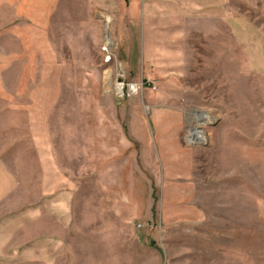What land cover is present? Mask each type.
<instances>
[{
	"label": "rangeland",
	"instance_id": "1",
	"mask_svg": "<svg viewBox=\"0 0 264 264\" xmlns=\"http://www.w3.org/2000/svg\"><path fill=\"white\" fill-rule=\"evenodd\" d=\"M162 1L61 0L51 19L63 81L43 124L70 218L66 252L54 264H264V0ZM23 20L0 1V33ZM0 38L21 50L14 36ZM21 70L16 64L9 75L13 90ZM119 79L138 91L120 96ZM159 106L178 113H155ZM0 116V148L15 182L0 218L34 208L32 224L16 232V242H26L45 233L40 207L53 202L46 191L59 177L42 160V125L32 137L24 111ZM155 121L180 122L182 144L193 149L189 172L172 182L181 192L165 194L177 197L165 202L167 219L162 178L105 176L111 148L123 144L119 124ZM192 127H200L199 145ZM136 132L127 130L129 141ZM147 132L142 159L151 164L157 155Z\"/></svg>",
	"mask_w": 264,
	"mask_h": 264
},
{
	"label": "crops",
	"instance_id": "2",
	"mask_svg": "<svg viewBox=\"0 0 264 264\" xmlns=\"http://www.w3.org/2000/svg\"><path fill=\"white\" fill-rule=\"evenodd\" d=\"M8 3L10 6L15 5L17 17L26 19L25 25L16 24L9 26L4 32L0 33V37L12 35L21 43L19 52L7 49L0 42V115L5 112H22L27 113L31 123L29 125L32 137L34 135L35 124L42 125V141L41 145L47 149L42 152V160L47 165V170L57 172L59 183L47 189V194L54 195L53 202L48 198L42 204L40 209L47 215V227L45 233L41 236L24 239L26 242H16V232L21 230L24 225L32 224L34 208L22 211L18 216H8L0 218V264H22L42 261L43 264L55 263L60 256L66 252V227L69 226V217H67L66 209V191L65 176L59 169H52L50 162L53 160V154L50 153L52 140L50 139L49 126H44L43 115L48 114V109L55 100L60 98V83L63 81V64L61 58L56 52L54 42L50 37L51 19L54 18L55 12L61 0H0ZM158 2L162 0H157ZM178 2V0H175ZM171 2H174L171 1ZM156 9V8H155ZM149 11V9H146ZM145 10V11H146ZM145 39L146 28L143 29ZM1 39V38H0ZM16 64L22 66L20 77L18 78L17 88L13 90L9 85V75ZM34 83L36 85H34ZM57 85V87H55ZM26 98L24 104L18 103L19 97ZM164 109H168L169 113H178L177 110L172 111L170 107H157L158 114ZM155 114L153 111L151 112ZM1 117V116H0ZM107 125V124H106ZM136 126L129 124L128 128L119 124L122 131V146L119 149L111 148V157H107L106 177L113 178H162L161 198L162 202V219H167L171 215L165 212V202L176 200L165 194L173 191V181H177L182 176H186L190 170L189 157L193 149L187 148L182 144V124L180 122H159L155 121L148 125L137 123ZM108 126V125H107ZM39 127H36L38 130ZM106 130H112L106 127ZM127 130L134 132L133 140L129 141ZM149 130L152 134V144L149 147L153 149L152 153L157 155L156 161L150 164L143 161L145 152L147 151L149 141ZM111 135V134H110ZM119 135V133H118ZM112 138V137H110ZM144 139L145 144L142 141ZM147 140V141H146ZM37 144V143H36ZM132 144L134 153L130 155L127 148ZM115 146V145H114ZM108 153V152H107ZM130 164V165H129ZM130 171V172H129ZM96 174V173H95ZM14 174L8 169L5 163V156L0 148V200L4 195L14 188L15 182L12 178ZM177 184V182H175ZM124 186V183H122ZM178 187V186H177ZM175 187V189L177 188ZM118 189V187H116ZM179 188V187H178ZM171 189V190H170ZM177 190V189H176ZM178 189L175 192H181ZM118 193L126 194L122 187ZM171 193V192H170ZM56 204V206L54 205ZM151 206V201L149 202ZM148 207V206H147ZM152 209L147 211V217L152 216ZM31 212V213H30ZM69 218V219H68ZM53 225V226H51ZM56 225L57 229L54 228ZM12 244L8 246L7 244ZM56 259V260H55Z\"/></svg>",
	"mask_w": 264,
	"mask_h": 264
},
{
	"label": "built area",
	"instance_id": "3",
	"mask_svg": "<svg viewBox=\"0 0 264 264\" xmlns=\"http://www.w3.org/2000/svg\"><path fill=\"white\" fill-rule=\"evenodd\" d=\"M107 46H104V50L107 51L106 53H108V49H109V48H107ZM110 58L111 57L109 56L108 60ZM116 86H120L121 87V93L119 94L120 96L131 95V93L136 92L139 89V84H137V83H126L122 79L118 80Z\"/></svg>",
	"mask_w": 264,
	"mask_h": 264
},
{
	"label": "water",
	"instance_id": "4",
	"mask_svg": "<svg viewBox=\"0 0 264 264\" xmlns=\"http://www.w3.org/2000/svg\"><path fill=\"white\" fill-rule=\"evenodd\" d=\"M202 119H203V113L199 116V120H202ZM199 132H200L199 127H192L191 128V137L193 138V141L191 143L194 145L201 144Z\"/></svg>",
	"mask_w": 264,
	"mask_h": 264
},
{
	"label": "bare ground",
	"instance_id": "5",
	"mask_svg": "<svg viewBox=\"0 0 264 264\" xmlns=\"http://www.w3.org/2000/svg\"><path fill=\"white\" fill-rule=\"evenodd\" d=\"M108 34V33H107ZM108 38V37H107ZM117 89H118V94L121 93V87L120 86H117ZM199 130H200V127H199ZM201 134V132H199ZM202 135V134H201ZM203 136V135H202Z\"/></svg>",
	"mask_w": 264,
	"mask_h": 264
}]
</instances>
